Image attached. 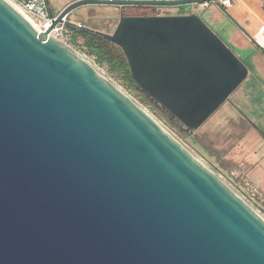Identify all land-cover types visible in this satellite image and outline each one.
Here are the masks:
<instances>
[{
  "label": "water",
  "instance_id": "obj_1",
  "mask_svg": "<svg viewBox=\"0 0 264 264\" xmlns=\"http://www.w3.org/2000/svg\"><path fill=\"white\" fill-rule=\"evenodd\" d=\"M55 1L40 34L0 0V264H264V218L48 37L64 24L111 41L135 89L194 133L249 77L198 15L123 16L110 34L64 19L217 0H71L57 16Z\"/></svg>",
  "mask_w": 264,
  "mask_h": 264
},
{
  "label": "crops",
  "instance_id": "obj_2",
  "mask_svg": "<svg viewBox=\"0 0 264 264\" xmlns=\"http://www.w3.org/2000/svg\"><path fill=\"white\" fill-rule=\"evenodd\" d=\"M70 2L63 0L59 9ZM189 14L206 22L249 68L248 79L229 102L233 140L241 142L245 155L244 161L233 156V162H241L242 175L264 198V42L260 33L264 28V0H233L228 9L215 2H209L207 7L197 4L192 6V13H185Z\"/></svg>",
  "mask_w": 264,
  "mask_h": 264
},
{
  "label": "rangeland",
  "instance_id": "obj_3",
  "mask_svg": "<svg viewBox=\"0 0 264 264\" xmlns=\"http://www.w3.org/2000/svg\"><path fill=\"white\" fill-rule=\"evenodd\" d=\"M62 2L63 0H56L53 4L52 10L55 16L60 13L58 6ZM192 6L193 5H186L182 7H160L156 8V10L160 15L177 14L180 12L192 13ZM128 8H138L144 10L146 7ZM88 11H92L93 13L91 15H94L96 18L90 19L86 17L85 13ZM119 11L120 8L114 6L88 7L71 14L67 21H72L93 30L110 34L114 31L119 22ZM210 29L213 30L211 27ZM80 42L82 41L80 40ZM71 50L101 72L127 96H129V98L141 106L148 114L153 116L162 126L172 133L184 147H186L195 157H197L205 166L213 171L237 195L247 202L250 207H252L264 218V198L260 196L257 187L252 182L250 183L246 176L242 175V170L244 168L240 165V161L245 160L244 151L241 148V142L233 140V133L230 129L231 121L229 120V117L231 115V111L229 102L232 97L196 132H186V128L178 122H176L177 125L175 124V128L177 129L174 127L171 128L156 112L151 110L149 106L141 103L139 96L135 92L128 89L125 82L121 78L110 73L105 66L99 65L95 58L88 56L84 51L74 47L72 44ZM235 54L240 58L237 52H235ZM219 131H221V133H219ZM234 150H236L235 154H233ZM235 155L238 156V159L235 160H240L238 161L240 163L233 162V156Z\"/></svg>",
  "mask_w": 264,
  "mask_h": 264
},
{
  "label": "trees",
  "instance_id": "obj_4",
  "mask_svg": "<svg viewBox=\"0 0 264 264\" xmlns=\"http://www.w3.org/2000/svg\"><path fill=\"white\" fill-rule=\"evenodd\" d=\"M126 11L128 16L159 15L156 8H144V10H142L138 8L127 7ZM178 14L185 15L183 12ZM68 31L71 36V44L74 47L81 49L88 56L95 58L99 65L105 66L110 73L121 78L125 82L127 88L139 96L141 103L149 106V108L156 112L169 127L175 128L177 125L176 122H178L177 120H172L168 112H166L163 108L156 106L149 98L135 89L127 59L120 47L99 35L87 33L81 29L68 28ZM80 40L82 42H80Z\"/></svg>",
  "mask_w": 264,
  "mask_h": 264
},
{
  "label": "built area",
  "instance_id": "obj_5",
  "mask_svg": "<svg viewBox=\"0 0 264 264\" xmlns=\"http://www.w3.org/2000/svg\"><path fill=\"white\" fill-rule=\"evenodd\" d=\"M24 13V15L31 21V24L36 30L41 33H46L52 26V19L49 16L45 0H10ZM215 3L228 9L233 5V0H217ZM209 2L203 3L207 7ZM66 22L67 19H64ZM264 42V28L260 32ZM49 38L56 39L65 46L71 49V36L68 28L64 24L57 25L48 34Z\"/></svg>",
  "mask_w": 264,
  "mask_h": 264
},
{
  "label": "bare ground",
  "instance_id": "obj_6",
  "mask_svg": "<svg viewBox=\"0 0 264 264\" xmlns=\"http://www.w3.org/2000/svg\"><path fill=\"white\" fill-rule=\"evenodd\" d=\"M6 1L13 9H15L18 13H20L28 22L31 23V21L24 15V13L19 9V7H17L12 1L10 0H4ZM77 54V53H76ZM81 57V56H80ZM82 58V57H81ZM83 59V58H82ZM87 62V61H86ZM88 63V62H87ZM92 66V65H91ZM93 67V66H92ZM97 70V69H96ZM97 72H99L97 70ZM99 74L101 76H103L108 82H110L113 86H115L119 91H121L123 94H125L120 88H118L113 82H111L107 77H105L101 72H99ZM126 95V94H125ZM127 96V95H126ZM129 98V96H127ZM135 105H137L139 108H141L146 114H148L141 106H139L136 102H134L131 98H129ZM152 119H154L163 129H165V131H167L177 142H179L177 140V138L170 133L164 126H162L153 116H151L150 114H148ZM179 144L181 146H183L180 142ZM184 147V146H183ZM193 157H195L186 147H184ZM197 160H199L197 157H195ZM200 161V160H199ZM201 162V161H200ZM202 163V162H201ZM207 167V166H206ZM208 168V167H207ZM232 190V189H231ZM234 192V191H233ZM236 194V193H235ZM239 196V195H238ZM252 208V207H251ZM253 209V208H252ZM254 210V209H253ZM255 211V210H254ZM256 212V211H255ZM257 213V212H256ZM258 214V213H257ZM260 215V214H259ZM261 216V215H260Z\"/></svg>",
  "mask_w": 264,
  "mask_h": 264
},
{
  "label": "flooded vegetation",
  "instance_id": "obj_7",
  "mask_svg": "<svg viewBox=\"0 0 264 264\" xmlns=\"http://www.w3.org/2000/svg\"><path fill=\"white\" fill-rule=\"evenodd\" d=\"M127 7H122L120 8V11H119V19L123 16H128L126 13H127ZM93 12L92 11H88L87 13V16L88 18L90 19H95L96 17L94 15H91Z\"/></svg>",
  "mask_w": 264,
  "mask_h": 264
}]
</instances>
